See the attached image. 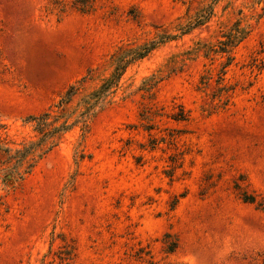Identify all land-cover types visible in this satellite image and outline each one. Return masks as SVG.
Here are the masks:
<instances>
[{"label": "rangeland", "instance_id": "1", "mask_svg": "<svg viewBox=\"0 0 264 264\" xmlns=\"http://www.w3.org/2000/svg\"><path fill=\"white\" fill-rule=\"evenodd\" d=\"M75 1L0 0L2 149L34 140L26 119L74 83L99 86L115 54L172 38L30 171L0 152V264H264V1L220 0L184 35L213 0ZM237 22L224 70L201 49Z\"/></svg>", "mask_w": 264, "mask_h": 264}, {"label": "trees", "instance_id": "2", "mask_svg": "<svg viewBox=\"0 0 264 264\" xmlns=\"http://www.w3.org/2000/svg\"><path fill=\"white\" fill-rule=\"evenodd\" d=\"M219 1L213 0L211 7H209V12L205 16L199 13L192 23L181 29V34H187L194 28L207 23L212 15V7ZM263 1L257 0V3L261 4ZM73 6L78 7L81 11L89 9L87 0H76ZM246 35L247 29L241 27V22H237L233 25L231 32L225 36L227 40L220 42L219 51L208 45H203L201 50L205 52L206 57L211 53L228 56V62L223 68L225 70L231 63L230 54L232 49L243 41ZM171 38H160L158 41L146 43L135 50L120 51L115 54L113 56V70L109 77L104 79L99 86L90 92H86L83 87L86 77L74 83L49 110L41 115L30 116L26 119L27 123L32 124L35 133L34 140L29 141L21 149H17L14 152L11 149H2L0 147V152L5 153L9 160L15 162L16 169L26 168L27 172L30 171L38 159H41L58 146L66 133L77 127L87 133L93 119L110 103L126 69L135 62L146 58L151 52L161 44L171 40ZM222 73L224 74V72ZM226 94L228 95V93ZM79 95L80 99L76 106L70 108L71 103ZM245 200L249 203L255 202L254 199L246 198ZM175 248L176 246H173L170 252H173Z\"/></svg>", "mask_w": 264, "mask_h": 264}]
</instances>
